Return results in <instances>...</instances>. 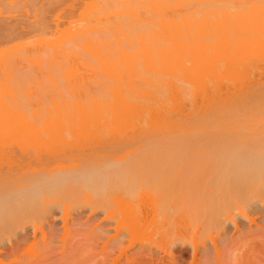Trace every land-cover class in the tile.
I'll use <instances>...</instances> for the list:
<instances>
[{"label":"bare ground","instance_id":"1","mask_svg":"<svg viewBox=\"0 0 264 264\" xmlns=\"http://www.w3.org/2000/svg\"><path fill=\"white\" fill-rule=\"evenodd\" d=\"M96 1L0 58V264H264V0Z\"/></svg>","mask_w":264,"mask_h":264},{"label":"rangeland","instance_id":"2","mask_svg":"<svg viewBox=\"0 0 264 264\" xmlns=\"http://www.w3.org/2000/svg\"><path fill=\"white\" fill-rule=\"evenodd\" d=\"M8 1V2H7ZM10 1V2H9ZM86 1V2H85ZM88 1V2H87ZM91 1V2H90ZM0 0V50H4L7 51L6 54L1 51L0 53V58L3 59H0V62H4V60L6 61V64L4 65V63H2L4 69L5 68H10V65L9 67L7 66V64H9L10 62L12 63V60L14 59L15 63H10L11 64V69L12 71L13 70H17L20 71L21 69L20 68H24L27 63L31 62L30 64H27L28 66L26 67V72H29L28 71V67H29V70H33L35 68H32V67H37V66H41V67H44L43 65H47V64H43L44 61L46 63H49L46 67H56L55 64V60L53 61H50L48 62L49 60L47 59V55L45 54L46 51H47V54H48V58H49V53H50V56L52 58V56L56 53H59L60 54V48L59 47H54V45H58L59 43H57V40L55 41L56 37H59V39H64V41L68 40L69 39V32L65 31V28L67 27V24L66 22L68 23V19H70L71 17L72 19H75L77 18L78 14L85 8L84 6H86L87 4L90 5V6H93L92 5V1L93 0ZM104 1V0H103ZM115 1H121V0H105L103 3H107L109 2V4H113ZM122 1H125V0H122ZM129 1V0H127ZM134 1V0H133ZM141 1V0H140ZM182 1H186V2H192V0H182ZM206 1V0H205ZM46 2V3H45ZM102 0H100V5L101 4ZM94 3H99L98 1L95 2L94 0ZM10 4V5H8ZM17 4V5H16ZM68 4V6H67ZM81 4V5H80ZM108 4V3H107ZM8 7H7V6ZM80 5V6H79ZM95 5V4H94ZM16 6V7H15ZM82 6V8H80ZM89 6V7H90ZM12 7V8H11ZM84 7V8H83ZM74 8V9H73ZM88 8V7H87ZM73 9V10H72ZM80 9V10H78ZM9 10V11H8ZM59 12V13H58ZM70 12V14H69ZM77 12V13H76ZM79 12V13H78ZM20 13V14H19ZM58 14V15H57ZM63 16H62V15ZM77 14V15H76ZM76 15V16H74ZM93 15L95 16L94 18H99V14L98 13H93ZM64 16H65V19H64ZM70 16V17H68ZM51 17H54L53 19ZM56 17V18H55ZM6 18V19H5ZM25 18V19H24ZM68 18V19H66ZM93 18V16H92ZM93 18V19H94ZM52 19V20H51ZM60 19V20H59ZM92 19V20H93ZM66 20V21H65ZM39 21V22H38ZM55 21V22H54ZM8 24V25H7ZM55 24V25H54ZM37 26L36 28H34L35 26ZM65 25V27H64ZM10 26V27H9ZM29 27V28H28ZM59 27V28H57ZM61 27V28H60ZM32 28V29H31ZM64 28V29H63ZM52 29V30H51ZM16 30V31H15ZM46 30V31H45ZM14 31V32H13ZM48 31V32H47ZM53 31V32H52ZM11 32V33H10ZM28 32V33H27ZM43 32V34H42ZM62 36H58L59 34ZM9 33V34H8ZM49 33V34H48ZM51 33V34H50ZM55 37H53V35ZM57 34V35H56ZM43 35V36H42ZM49 36V37H48ZM24 37V38H22ZM28 37V38H27ZM48 37V38H47ZM53 37V38H51ZM22 38V39H21ZM31 38L32 39V42H31ZM39 38V39H38ZM44 38V39H43ZM55 38V39H54ZM52 39V40H51ZM54 39V40H53ZM58 39V38H57ZM61 39V40H62ZM21 40H26L25 43L21 42ZM29 40V41H28ZM43 40H46V41H43ZM48 40V41H47ZM51 40V41H50ZM8 41V42H6ZM28 41V43H27ZM38 41V42H37ZM51 43H50V42ZM12 42V43H11ZM19 42V44H17ZM58 42H61L60 40H58ZM11 43V44H10ZM32 43V44H31ZM44 43V44H43ZM65 44H67V42H64ZM3 44V45H2ZM9 45L7 48H6V45ZM13 44V46H12ZM21 46V48H18L17 45ZM22 44V45H21ZM26 44V45H25ZM28 44L29 46L31 47H28ZM36 45V46H35ZM42 45V46H41ZM12 46V48H11ZM19 46V47H20ZM23 46V47H22ZM45 46V47H43ZM60 46V45H59ZM4 47V48H3ZM61 47V46H60ZM14 48V49H13ZM17 48V49H16ZM41 48V50H40ZM12 49V50H11ZM16 49V50H15ZM31 49V50H29ZM38 49V50H37ZM11 50V51H10ZM24 50V51H23ZM19 51V52H18ZM32 51V52H31ZM36 51V52H34ZM40 54H39V52ZM43 51V53H41ZM49 51V53H48ZM55 51V52H53ZM18 52V53H17ZM30 52V53H29ZM34 52V53H33ZM53 52V53H51ZM9 53V54H7ZM14 53V54H13ZM29 53V54H28ZM33 53L34 54V58L31 57L30 59H28L31 55L33 56ZM5 54V55H3ZM20 54L25 58L20 56ZM28 54V55H27ZM9 55H13V59L12 57H9ZM19 55V56H18ZM42 55V56H41ZM43 55H46L44 56L45 58H43ZM18 56V58L16 57ZM4 57H6L4 59ZM9 57V58H8ZM61 57V55H60ZM55 58L57 59V61H59V58ZM23 58V60H21ZM27 58V60H26ZM41 58L40 60H42L43 58V61L39 62L37 65L35 64V62H33L34 60L31 61V59H39ZM12 59V60H11ZM50 59V58H49ZM9 60H11L9 62ZM29 60V61H28ZM39 60V61H40ZM61 60V59H60ZM21 61V63L19 62ZM27 62V63H23V62ZM18 62V63H17ZM54 63V64H50V63ZM37 63V61H36ZM15 64V65H14ZM19 66H18V65ZM22 64V65H21ZM34 64V66H33ZM41 64V65H39ZM1 65V63H0ZM1 65V66H2ZM31 67H30V66ZM54 65V66H52ZM0 66L1 70H2V67ZM15 66V67H14ZM17 67V68H16ZM20 67V68H19ZM32 68V69H31ZM38 68V67H37ZM43 68V71L45 70ZM10 69V70H11ZM25 69V68H24ZM41 69V68H40ZM0 70V71H1ZM42 70V69H41ZM38 71V70H37ZM37 71H34V72H37ZM47 71V70H46ZM16 72V71H15ZM22 72H24L22 70ZM25 72V73H26ZM31 72L33 71H30L29 73L32 74ZM28 73V77L30 76ZM38 73V72H37ZM41 73H43L44 75V72L41 71ZM41 73H38V74H41ZM47 73V72H46ZM35 74L34 76L38 75L36 73H33ZM33 74H32V77H33ZM48 74V73H47ZM47 76V75H46ZM31 77V76H30ZM29 77V78H30ZM41 77V75H40ZM0 78H1V74H0ZM44 78V76H43ZM42 78V79H43ZM33 79V78H32ZM34 79H36V77H34ZM40 79V78H39ZM45 79V78H44ZM44 79L42 80L44 82ZM29 80V79H28ZM27 80V81H28ZM31 80V79H30ZM32 81V80H31ZM37 81V80H36ZM41 81V80H40ZM46 82V81H45ZM33 83H35L33 81ZM48 83V81L46 82ZM31 84V82H30ZM44 84V83H43ZM29 85V84H28ZM27 85V86H28ZM34 86V85H32ZM37 86V85H36ZM48 87V86H47ZM34 88V87H33ZM45 88V87H44ZM48 88H46L47 90ZM45 90V89H44ZM38 92V91H37ZM39 93V92H38ZM31 96H33V94H31ZM59 222V226L61 225L60 224V221ZM117 223H122V222H117ZM117 223H114L115 225H113V227H116L115 228H118L120 226V224H117ZM122 225V224H121ZM124 226L123 225L122 227H120V230L118 229V231H121L122 229H124ZM112 227V230L109 231V235L108 236H111L112 233L115 234V229ZM122 228V229H121ZM115 230V231H114ZM141 232H139V234H137V236L141 235L143 237V239L149 241L150 239V236L147 234L148 231L146 232V234H140ZM138 236V237H139ZM141 237V238H142ZM147 237V238H145ZM149 237V239H148ZM208 237V238H206ZM215 237V236H214ZM140 238V237H139ZM203 240L206 242V243H209L210 241V235L209 234H206L204 235L203 237ZM143 239H138L135 240V241H138L139 243H143L146 244L147 241H144ZM141 241V242H140ZM136 242L135 245L138 246L139 243ZM138 244V245H137ZM153 246L154 243H152ZM172 251H173V254H174V257L175 259L178 261V264H189L190 263V260L188 261V259H190V250H189V247L188 245H184L182 246L181 244H175L173 245V248H172ZM183 251L184 254H183ZM162 252H160L161 254ZM159 254V255H160ZM163 255V254H162ZM161 256V255H160ZM188 258V259H187ZM187 262V263H186Z\"/></svg>","mask_w":264,"mask_h":264}]
</instances>
